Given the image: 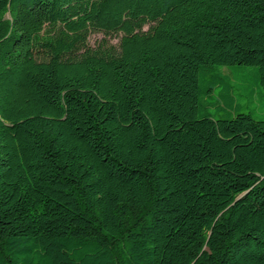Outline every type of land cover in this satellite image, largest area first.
<instances>
[{
	"label": "trees",
	"instance_id": "trees-1",
	"mask_svg": "<svg viewBox=\"0 0 264 264\" xmlns=\"http://www.w3.org/2000/svg\"><path fill=\"white\" fill-rule=\"evenodd\" d=\"M256 95L264 0H0V264H264Z\"/></svg>",
	"mask_w": 264,
	"mask_h": 264
},
{
	"label": "rangeland",
	"instance_id": "rangeland-1",
	"mask_svg": "<svg viewBox=\"0 0 264 264\" xmlns=\"http://www.w3.org/2000/svg\"><path fill=\"white\" fill-rule=\"evenodd\" d=\"M103 38L104 35L102 33L93 34L90 38V44L94 46ZM112 43H116V41H113ZM242 103L245 106V112L256 111L257 115L264 117V100H261L258 95L255 96L253 103H250L247 98L242 100Z\"/></svg>",
	"mask_w": 264,
	"mask_h": 264
}]
</instances>
